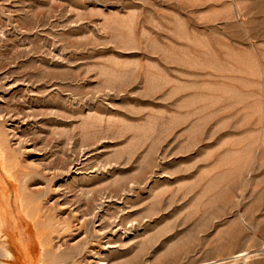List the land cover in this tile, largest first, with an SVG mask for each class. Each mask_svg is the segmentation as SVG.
I'll return each mask as SVG.
<instances>
[{
    "label": "rangeland",
    "instance_id": "rangeland-1",
    "mask_svg": "<svg viewBox=\"0 0 264 264\" xmlns=\"http://www.w3.org/2000/svg\"><path fill=\"white\" fill-rule=\"evenodd\" d=\"M0 264H264V0H0Z\"/></svg>",
    "mask_w": 264,
    "mask_h": 264
}]
</instances>
